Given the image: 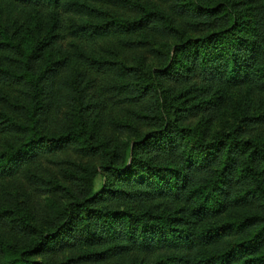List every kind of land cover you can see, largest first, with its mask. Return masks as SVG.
Here are the masks:
<instances>
[{"label": "trees", "instance_id": "1", "mask_svg": "<svg viewBox=\"0 0 264 264\" xmlns=\"http://www.w3.org/2000/svg\"><path fill=\"white\" fill-rule=\"evenodd\" d=\"M0 1L24 14L0 26L17 100L0 109V264H264V0H160L165 17L117 0L130 20L102 0ZM124 32L160 40L129 43L153 63L111 59ZM237 88L245 115L213 131ZM119 108L145 133L109 139Z\"/></svg>", "mask_w": 264, "mask_h": 264}, {"label": "rangeland", "instance_id": "2", "mask_svg": "<svg viewBox=\"0 0 264 264\" xmlns=\"http://www.w3.org/2000/svg\"><path fill=\"white\" fill-rule=\"evenodd\" d=\"M143 3L147 8L154 11L161 12L164 17L169 16L168 9L165 4L160 0H137ZM92 4L96 7V10L100 12L109 13L113 17H117L118 19L130 20L131 16L127 14V11L122 8V6L117 2V0H102L97 3L92 2ZM24 16V14L18 12L14 8H11L10 4H7V1H0V26L6 25L8 21L12 22L11 28L18 27L21 23L19 18ZM14 25V26H13ZM71 26V25H70ZM176 26H179L177 23ZM28 30L26 34L32 33L34 30L32 25L28 26ZM21 36L25 35L24 32L20 33ZM26 36V35H25ZM27 43H30V39L24 38ZM142 43L145 42L146 46L148 44H152L154 48L160 46V40L153 37H144L143 34H134L131 35L128 32H124L117 39L109 40L105 44V49L110 53L111 59L114 61L124 60L129 65H134L141 61L144 65H150L153 63V58L151 54V50H148L149 47L142 48L138 45L136 50L129 46V43ZM65 45L71 44V40H69V36L66 37L64 41ZM244 88L231 89L230 92L226 95L223 100V105L220 111V114L215 121L212 130L213 131H227L231 128L233 123L237 121L239 118L245 115V99L246 95L244 93ZM252 104V113L254 115H258L264 112V93L257 92L252 94L250 98ZM17 100L14 97V94L9 91L0 88V109L4 110L6 113L11 114L13 109L9 108L12 103H16ZM132 108H119L111 113V118L118 122L119 124L126 127L125 131H120L119 133L108 132V138L113 140V142L117 139L120 143H124L126 140L134 139L135 137L142 135L145 133V130L141 129L137 123L132 120ZM14 114V113H13ZM3 139L0 136V140ZM65 160L82 163L81 160L72 154H67ZM96 184L99 187L101 184V179L97 178ZM2 190L6 192L8 195L15 196L20 193L22 190H25V181L22 177L14 178L11 180H6L2 186Z\"/></svg>", "mask_w": 264, "mask_h": 264}]
</instances>
